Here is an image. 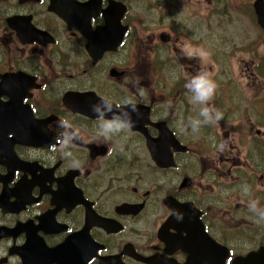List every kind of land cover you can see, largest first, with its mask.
<instances>
[{
	"label": "flooded vegetation",
	"instance_id": "obj_1",
	"mask_svg": "<svg viewBox=\"0 0 264 264\" xmlns=\"http://www.w3.org/2000/svg\"><path fill=\"white\" fill-rule=\"evenodd\" d=\"M254 2L163 4L167 17L159 38L172 40L165 29L176 33L173 53L161 61L172 64L178 86L173 92L175 106L165 107L164 92L138 91L142 82L148 87V79L141 81L134 63L148 58L140 38L130 60L121 45L94 64L87 48L90 41L100 46L116 38L115 25L105 28L104 9L110 0H101L99 9L79 12L78 19H62L51 12V0H0V89L13 79L2 75L15 73L17 78L34 76L40 84L28 89L30 83L23 82L26 90L13 94L30 104L38 124L32 147L11 143L0 156L3 166L13 162V155L28 161L13 172L22 188L0 208V264H240L247 253L264 245V76L254 69L260 41L246 44L240 25L241 19L255 16ZM63 8L67 16H74L73 4ZM122 23L130 25L126 17ZM163 33L168 34L166 39ZM185 45L193 57L182 51ZM158 48L163 56L166 46ZM220 63L252 69L238 90H215L209 103L223 118L194 131L191 120H203L199 117L203 105L191 100L185 84L200 72L213 79L212 65ZM116 65L126 71L119 91L110 90L108 78ZM224 80L222 87L228 88L229 81ZM88 89L104 99L120 97L119 105L135 97L150 106V121L142 117L140 127L155 138L161 134L157 123L163 122L186 150L170 147L173 165L159 166L144 131L128 127L105 137L99 134L105 119L74 112L64 103L68 92ZM9 96L2 91L4 101ZM60 119H67L71 127H61ZM74 132L77 135L66 140L65 134ZM221 143L226 145L223 151L217 147ZM102 145L108 149L101 158L104 164H99L94 149ZM67 152L74 158L63 155ZM71 169L77 170L74 182L81 190H60ZM84 197L91 203L88 214ZM254 200L259 203L252 209ZM255 244L261 245L251 248Z\"/></svg>",
	"mask_w": 264,
	"mask_h": 264
},
{
	"label": "clouds",
	"instance_id": "obj_2",
	"mask_svg": "<svg viewBox=\"0 0 264 264\" xmlns=\"http://www.w3.org/2000/svg\"><path fill=\"white\" fill-rule=\"evenodd\" d=\"M182 51H184L188 57L194 56L193 51L187 45H185ZM185 87L188 89L189 92L193 94L192 100L199 103L200 105H203V107L201 108L199 112V117H203V120L202 121L200 119L191 120V124L193 126L194 131L198 130L201 124H205V125L215 124L223 118V114L219 112L215 107L211 106L209 103L214 96L217 85L215 81L210 77V74L208 72H200L192 76L191 78L187 80ZM124 103L131 104L132 109L134 111L138 110L133 100L126 99ZM108 110H111L110 104L108 106ZM103 116L104 114L101 113L102 119H103ZM133 123L134 122L130 120L128 122L122 121L119 119V117H113L112 119L103 120V122L100 125L99 134H103L107 136L109 133H118L124 128L131 127ZM58 124L61 127H64L65 129H68L71 127V124L67 119L58 120ZM75 135H77L75 132L71 134L66 133L65 134L66 140L72 139L73 136ZM60 143H65V141H60ZM225 146H226L225 143H221L217 145L220 151H223ZM61 151L63 152V150ZM63 155L74 158L72 152L63 153ZM258 203H259L258 200H254L250 203L249 207L252 209H255ZM261 215L262 217H264V213H262Z\"/></svg>",
	"mask_w": 264,
	"mask_h": 264
},
{
	"label": "water",
	"instance_id": "obj_3",
	"mask_svg": "<svg viewBox=\"0 0 264 264\" xmlns=\"http://www.w3.org/2000/svg\"><path fill=\"white\" fill-rule=\"evenodd\" d=\"M263 5H264V0H263ZM260 20H261V24L263 25V27H264V16L263 17H261L260 18Z\"/></svg>",
	"mask_w": 264,
	"mask_h": 264
}]
</instances>
